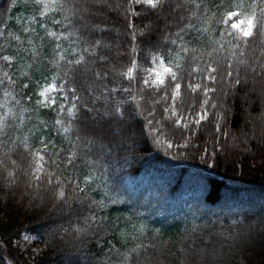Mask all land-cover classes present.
I'll return each instance as SVG.
<instances>
[{
    "label": "trees",
    "instance_id": "trees-1",
    "mask_svg": "<svg viewBox=\"0 0 264 264\" xmlns=\"http://www.w3.org/2000/svg\"><path fill=\"white\" fill-rule=\"evenodd\" d=\"M108 2L125 5L131 0ZM169 2L171 11L165 10L152 23L155 18L150 15H131L139 5L127 18L125 7L99 12L92 8L95 16L85 13V20L79 22L65 20L67 12L49 11L42 17L43 10L30 0L27 4L25 0H0V106L7 105L0 107V114L11 109L18 117L15 121L12 115L7 117L5 131L8 147L18 145L9 154L19 165L14 181L6 179L0 168V264H264V38L254 34L239 47L225 40L221 48L222 29L217 25L223 8L218 6L223 2L226 7L228 0ZM52 17L61 23H54ZM45 20L46 27L42 26ZM133 24L138 32L147 28H159V32L138 38L139 70L136 79L129 81L120 73L131 64L129 27ZM182 30L178 39L176 33ZM169 36L177 44H169L168 51L172 55L180 52L186 71L203 69L210 59L218 61L217 92L210 95L217 102V97L227 93L223 102L230 109L220 122V132L211 108L199 126L178 127L162 114L164 102L157 103L160 98L143 84V69L151 67L152 56L161 54L162 41ZM93 41L100 43L98 59L88 62L86 74L74 78L59 54L72 59V50L81 51ZM181 43L187 52L180 49ZM4 55L11 56L13 63L3 61ZM193 57L198 58L194 63ZM229 63L233 77L239 71L240 86L226 76ZM66 72L69 81L75 79L71 86L77 88L82 103L103 111L106 100L110 108L120 102L121 111H126V119L122 117L125 130L136 138L135 151L123 153L127 164H115L117 155L109 154L104 130L96 124L101 134H94V122L83 111L75 125L80 130L77 139L71 129L64 132L68 122L59 115V94H55L56 106L38 96L54 78L59 85ZM97 72L108 74L104 83L109 89L117 88L116 93L101 95L102 85L94 78ZM200 103L199 92L192 94L182 86L178 111L182 107L185 114L189 109L195 114ZM153 108L155 119L149 115ZM25 140L33 150L46 147V160L52 157L44 164L46 171L62 181L73 180L66 188L78 184L84 192L77 189V196L61 208L46 185L33 188L26 183L22 170L31 171V157L19 146ZM169 143L173 148H167ZM7 150L0 147V158ZM77 225L82 232L73 231ZM25 235L38 236L41 242V254L34 259L19 247Z\"/></svg>",
    "mask_w": 264,
    "mask_h": 264
},
{
    "label": "snow or ice",
    "instance_id": "snow-or-ice-1",
    "mask_svg": "<svg viewBox=\"0 0 264 264\" xmlns=\"http://www.w3.org/2000/svg\"><path fill=\"white\" fill-rule=\"evenodd\" d=\"M29 0H25L27 4ZM31 4L34 7L43 9L41 15L42 17H47L49 11L55 12L58 15H64L65 12L68 14L64 16L65 20L71 21L73 18H76L79 22L85 20V13H91V9L95 8L96 12L103 10L104 8H119L125 7V18H127V13L131 12V9L137 5L140 7L136 12H131L133 17L138 18L140 13L150 15L155 18L152 23H155L156 20H159L161 16L164 15L165 10L171 11L172 5L169 0H131L130 3L125 5L120 4H110L108 0H79V2H69L66 3L65 0H30ZM187 2V0H186ZM197 9L201 8L200 4L195 5ZM218 7L223 8V12L219 15L218 25L219 29L222 31L219 32V44L220 47H224V41L227 40L228 44H233L236 42L234 47H239L241 43L247 44L249 38L253 37L254 34L264 38V0H251L250 3H245V0H228L227 6H224L222 2ZM257 8L259 12H257ZM92 16H95V13H91ZM52 20L56 24H60L61 21L52 17ZM47 21L45 20L42 26L46 27ZM71 26V23L70 25ZM81 27L84 28L85 32L87 27L82 23ZM191 27L190 25L188 26ZM103 29L100 30L103 34ZM154 32H159V28H147L140 32L137 31L135 25L129 27V34L131 35L132 47L130 53L131 64L126 71L121 72L120 75L126 78L129 81L136 79L135 73L139 70L137 57L138 52V38L140 40L145 37H151ZM182 32L176 33L177 38L182 37ZM52 36H55V33H49ZM213 36L216 33H212ZM59 39V37H57ZM214 43L217 41L213 40ZM176 45L177 40L172 39L171 36L167 37L162 41L161 54L159 56L153 55L150 64V68L143 69V84L152 89L154 96L160 99L157 100V103L162 100L164 102L163 115L168 119H171L172 122L185 130H188L191 124L197 126L200 125L201 121L206 120L208 117L209 108L214 109L213 113L214 120L216 121V131L220 132V122L226 120L227 113L230 109L225 108L224 98L227 96V93H224L223 96L217 97V102H212L213 97L211 93H216L217 88L214 86L217 82V77L214 75L217 73L218 61L209 60V62L204 65L203 69L200 67H193L190 71L184 69L182 63V57L180 52H176L175 55H172L168 51V45ZM59 48V44L56 45ZM100 47L98 41H93L87 48L81 51H71L72 59H66L64 53L59 54V60L64 62L65 67H68L69 72L75 78L79 75H84L88 72V62L93 59H98L96 56V49ZM180 49L184 52H187V47L181 43L179 45ZM85 54L88 56V60L85 59ZM3 61L8 64L13 63V58L9 55H4L2 57ZM196 57H193V63L196 61ZM107 63L106 61L104 62ZM255 71V68H253ZM69 72L65 73V78L61 79V83L58 85L54 81L50 84H47L43 91L38 93L40 98H43L46 104L51 106H56V93L59 94L61 103L59 105V115L65 116L67 120V125L64 127V132L68 133L70 129L75 133L77 139H79V128L75 127L80 120L79 112L83 111L89 119L94 122V127L92 129L94 134L100 135L101 133L96 132L95 125L99 124L100 127L104 130L102 133L107 139L108 144L107 148L109 149V154L115 152L117 155L115 164H127L128 157L123 155V153L128 151H135L133 145L136 143L135 135L129 134L125 130V119L126 111H121V104L117 102L115 107H108L107 100L105 104L102 105L104 108L101 111L100 108L95 107V105L89 107L86 103H82L83 98L77 94V88L71 86L75 83V79L69 81L66 77ZM193 73H195V78H193ZM261 73L264 74V68L261 69ZM187 76V83L185 84V77ZM226 76L229 78L231 83L234 86H240L242 80L239 76V71L235 77H233L232 64L227 65ZM7 77V73H5ZM94 78L100 82L102 85L101 95L111 96L117 92V88L113 87L111 89L107 88V85L104 81L108 80V74L97 72L94 74ZM9 83H12L10 77H7ZM110 82V81H109ZM3 83V80H0V84ZM186 87L189 92L192 94L200 93L201 94V103L199 111L192 113L191 109L185 111L181 109L177 110L176 101L181 94V88ZM24 87H27L25 84ZM51 91L53 95L49 97L47 94ZM124 92H128V88L122 89ZM7 96L8 93L6 92ZM99 99V97H97ZM135 99V98H134ZM170 101V103H169ZM40 101L38 100L37 103ZM18 103V102H17ZM3 105L0 107H6ZM65 109L67 112L65 113ZM155 108H153L149 115L155 119ZM12 115L11 109L4 114H0V136H3L4 139H0V147L7 148L8 150L4 153V158H0V168L4 169L6 172V179L9 181L17 180V170L19 165L16 159H13L9 154L12 151H15L16 145L13 143L12 147L9 148L6 143L8 133L5 131L8 126L7 117ZM125 117V119H122ZM13 121L18 119L17 116L12 115ZM57 124H61V120L56 121ZM102 122V123H101ZM141 135H143V129H141ZM40 143H44L43 140ZM144 143L147 144V138H144ZM24 148V151L31 157V162L28 167L31 171L22 170L23 177H27L26 183L31 184L33 188H40L41 184L47 186V191L55 193V198L59 201V207L63 208L65 205L70 203V200L77 196V189L79 192H84L83 188H79L77 184L74 188H66V185H72L73 180L62 181L59 177L56 176L51 170H45L44 164L51 160L52 157L49 155L46 160V147L45 149L37 148L33 150L29 145L27 140L23 141L21 145ZM187 147V143L183 145ZM167 148H173V144H167ZM101 149H104V145H101ZM122 156V158H121ZM69 163H71V157H69ZM115 164L113 167H115ZM47 227V226H45ZM67 232V229H64ZM73 231L75 233L82 232V229L77 225ZM51 235H56L55 232H52ZM25 239H38L37 237L26 236ZM134 253L137 252V249L132 250ZM126 260L131 261V256H126Z\"/></svg>",
    "mask_w": 264,
    "mask_h": 264
},
{
    "label": "rangeland",
    "instance_id": "rangeland-1",
    "mask_svg": "<svg viewBox=\"0 0 264 264\" xmlns=\"http://www.w3.org/2000/svg\"><path fill=\"white\" fill-rule=\"evenodd\" d=\"M33 23H35L34 20H33ZM43 89H42V91H43ZM47 95L49 97H51L53 95V93L51 91H49ZM42 100H43V98H42ZM26 236H29V235L23 236V238L19 241V247H20L21 251L26 254L27 257L34 259L38 255L41 254V251H42L41 242L39 241V239H25ZM30 237H33V236H30Z\"/></svg>",
    "mask_w": 264,
    "mask_h": 264
}]
</instances>
